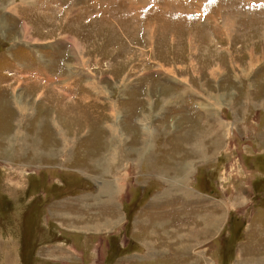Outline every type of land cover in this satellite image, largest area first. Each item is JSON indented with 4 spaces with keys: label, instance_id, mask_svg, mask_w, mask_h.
<instances>
[{
    "label": "rangeland",
    "instance_id": "374dc122",
    "mask_svg": "<svg viewBox=\"0 0 264 264\" xmlns=\"http://www.w3.org/2000/svg\"><path fill=\"white\" fill-rule=\"evenodd\" d=\"M0 264H264V0H0Z\"/></svg>",
    "mask_w": 264,
    "mask_h": 264
},
{
    "label": "crops",
    "instance_id": "0c3cea01",
    "mask_svg": "<svg viewBox=\"0 0 264 264\" xmlns=\"http://www.w3.org/2000/svg\"><path fill=\"white\" fill-rule=\"evenodd\" d=\"M213 202V201H212ZM210 208L212 209V211L210 212H206L205 214H202L203 216H200L199 220L201 221H207V220H210V224L213 225V226H217L219 227L218 223H225L226 219H225V216L224 215H220L221 218H219V212L217 211L218 208H219V203L217 201H214L213 204H210ZM210 214V215H209ZM216 215V216H215ZM216 219L215 221L212 220V218ZM158 228H160V226H158ZM154 227V225L152 226V222H151V218L148 216L147 218V221H146V226H145V229L147 230V233H149V242L150 244H152V249H149L150 251L151 250H157L156 249V245H157V242H152L151 241V236H158L160 234L159 232V229ZM167 229V228H166ZM135 231V229H134ZM164 231V230H163ZM196 232V231H195ZM172 232H168L166 230V235H171ZM199 234V233H198ZM176 240H177V237H182V234H180L179 232H176V234H174ZM161 240V238H160ZM175 239H173V241H176ZM176 243V242H175ZM147 249V248H146ZM160 250H163L162 248H160Z\"/></svg>",
    "mask_w": 264,
    "mask_h": 264
},
{
    "label": "bare ground",
    "instance_id": "6f19581e",
    "mask_svg": "<svg viewBox=\"0 0 264 264\" xmlns=\"http://www.w3.org/2000/svg\"><path fill=\"white\" fill-rule=\"evenodd\" d=\"M219 126H220V125H219ZM219 126H218V127H219ZM213 127H214V126H213ZM206 128H207V127H206ZM206 130H207V129H206ZM216 136H217V134H216ZM217 137H218V136H217ZM217 137H216V138H217ZM218 140H219V139H218ZM213 142H214V141H213ZM216 144H217V143H216ZM106 162H108V160H106ZM110 189H111V187H110ZM215 216H216V215H215ZM219 216H220V214H219ZM211 218H212V217H211ZM219 218H220V217H219ZM212 220L215 221L216 219L212 218ZM216 222H217V220H216Z\"/></svg>",
    "mask_w": 264,
    "mask_h": 264
},
{
    "label": "trees",
    "instance_id": "16d2710c",
    "mask_svg": "<svg viewBox=\"0 0 264 264\" xmlns=\"http://www.w3.org/2000/svg\"><path fill=\"white\" fill-rule=\"evenodd\" d=\"M255 188H256V185H255ZM261 193V192H260Z\"/></svg>",
    "mask_w": 264,
    "mask_h": 264
}]
</instances>
